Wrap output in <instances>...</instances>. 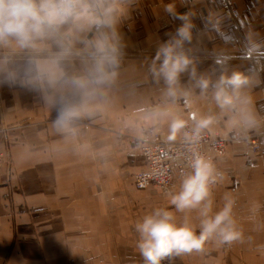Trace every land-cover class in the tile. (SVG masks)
Returning <instances> with one entry per match:
<instances>
[{
    "label": "crops",
    "instance_id": "1",
    "mask_svg": "<svg viewBox=\"0 0 264 264\" xmlns=\"http://www.w3.org/2000/svg\"><path fill=\"white\" fill-rule=\"evenodd\" d=\"M235 2L234 21L220 0H115L120 64L116 78L102 87L63 84L41 91L0 76V264H144L135 226L158 208L172 212L177 225L187 218L198 230V209L178 212L170 203L182 177L175 173L166 190L137 189L133 177L147 169L143 145L156 138L178 143L187 124L195 128L209 116L215 119L204 131L229 144L225 156L209 157L222 177L211 187L210 215L223 208L226 196L233 198L243 240L231 246L211 240L202 252L171 256L162 264H264V142L260 155L251 144L264 132V0ZM169 4L178 15L189 14L193 41L186 47L198 75L215 82L223 74L244 73L250 78L242 90L248 102L222 112L214 90L202 93L187 74L178 96L166 95L149 65L181 23L166 12ZM95 35L92 29L68 36L73 54L59 64L61 49L54 41L40 42L33 55L53 73L84 76L91 63L86 41ZM5 54L15 66L27 56L0 49ZM66 106L76 107L78 115L60 127L56 121ZM175 120L185 124L174 135Z\"/></svg>",
    "mask_w": 264,
    "mask_h": 264
},
{
    "label": "clouds",
    "instance_id": "2",
    "mask_svg": "<svg viewBox=\"0 0 264 264\" xmlns=\"http://www.w3.org/2000/svg\"><path fill=\"white\" fill-rule=\"evenodd\" d=\"M165 10L181 23L159 45L149 71L158 83L163 81L166 95L176 98L180 78L187 74L202 93L210 87L214 90L215 102L222 112L233 109L238 102H248L242 90L249 85L250 78L244 73L234 71L230 75L223 74L215 82L198 75L186 47L193 41V24L189 14L178 15L171 4ZM119 12L115 0H0V49L27 53L20 66L14 65L9 54L0 56V76L8 84L41 91L56 89L63 84L87 88L102 87L112 82L118 74L121 55L115 31ZM92 29H95L96 35L86 41L84 51L91 63L84 76L67 77L63 72L53 73L47 62L33 55L40 50V42L54 41L61 49L55 59V63L59 64L73 54L66 46V38ZM253 47L255 49L259 45ZM46 98L50 102L54 99L52 96ZM76 115V107L66 106L59 112L56 124L64 127ZM214 119L209 116L196 121L193 139H198L199 133L208 128ZM253 119L249 114L246 122L251 124ZM184 124L183 120H175L171 125L173 134ZM190 166L192 173L183 178L180 191L171 197L170 203L178 212L198 209L203 217L200 227L194 229L187 218L183 225H177L172 212L155 209L135 226L140 234L137 247L144 264H162L171 256L202 252L211 240H216L220 246H231L243 240V233L233 217V198L226 196L223 208L210 215L213 206L211 187L218 178H222L213 162L194 153Z\"/></svg>",
    "mask_w": 264,
    "mask_h": 264
},
{
    "label": "built area",
    "instance_id": "3",
    "mask_svg": "<svg viewBox=\"0 0 264 264\" xmlns=\"http://www.w3.org/2000/svg\"><path fill=\"white\" fill-rule=\"evenodd\" d=\"M224 14L231 20H238L239 10L235 0H220ZM194 130L190 124L184 128L182 139L178 143H166L156 138L151 144L141 147V152L147 163L145 171L134 174L135 187L145 189L155 186L166 190L173 185L175 173L184 178L192 173L190 166L193 154H199L205 158L214 154L223 157L228 153V141L219 136L202 130L198 139H193ZM264 132L261 138L251 140L256 154L263 153ZM4 164V155L0 149V169Z\"/></svg>",
    "mask_w": 264,
    "mask_h": 264
}]
</instances>
